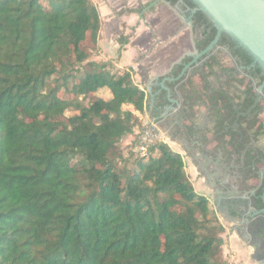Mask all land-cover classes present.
Segmentation results:
<instances>
[{"label": "trees", "instance_id": "trees-1", "mask_svg": "<svg viewBox=\"0 0 264 264\" xmlns=\"http://www.w3.org/2000/svg\"><path fill=\"white\" fill-rule=\"evenodd\" d=\"M166 2L175 8L179 0ZM197 17L203 22L196 27L210 22L201 12ZM102 27L94 0H0V264H224L223 240L213 232L225 229L188 181L180 154L157 140L148 158L134 152L137 171L118 170L121 142L149 124L141 126L124 107L149 110L150 72L141 64L118 69L113 60L84 67L82 44L90 40L99 50ZM201 37L199 52L213 40L206 32ZM119 44L120 57L129 38ZM261 73H251L258 85ZM99 90L111 98L87 103ZM198 90L191 82L179 88L191 110ZM247 94L245 109L252 88ZM207 99L220 133L235 120L233 98L220 92ZM165 103L161 95L151 115L160 117ZM219 141L224 146V135ZM245 163V176L254 178L257 159ZM256 202L263 207L262 197Z\"/></svg>", "mask_w": 264, "mask_h": 264}, {"label": "flooded vegetation", "instance_id": "flooded-vegetation-1", "mask_svg": "<svg viewBox=\"0 0 264 264\" xmlns=\"http://www.w3.org/2000/svg\"><path fill=\"white\" fill-rule=\"evenodd\" d=\"M155 1L143 5V10L138 16L140 17ZM162 3L172 8L166 0L159 4ZM159 4L147 10L140 19H145L146 15ZM174 9L179 10L177 12L180 14L181 20L184 19L182 21L185 26L191 25L189 28L193 33L195 48L205 32L207 35L213 36L212 42L216 39L217 30L212 24L210 25V22L206 23V26L196 27L198 22H203L197 17L199 12L196 11V6L189 7L184 0H179ZM241 51L242 49L236 43L227 35L222 34L215 48L198 63L193 64L185 73L186 77L176 84L178 87L175 93L169 91L162 94L166 103L160 107V110L158 109L161 111L162 119L157 124L164 131L167 140L179 146V150L182 152L179 154L183 158H189L197 178L202 180L204 187L210 192L209 196L204 194L201 196L208 200L225 232L229 226L230 233H236L239 241L244 244L248 252L252 253L249 256L250 259L260 261L262 264L264 241L262 242L261 239L264 240V236L258 237L255 230L259 221L264 225V194L261 196L263 207L257 206L256 202L261 198L258 193L264 185V91L263 98L258 103H256V94L257 89L264 83V74L253 60L247 62L246 58L240 54ZM235 52H239L236 54V58L233 56ZM191 63L193 61L185 65L182 72ZM194 68V78L199 76L201 79V76H206L207 80V77L214 75L217 78V83L212 87L209 86L207 91L205 86L209 84L206 80L202 81L201 79L203 87L195 84L193 76L189 74ZM258 68L262 72L261 80H259L261 81L260 85H258L257 79L251 75ZM189 82L199 88L198 97H200L192 110L187 108L189 105L191 106V102L186 101L179 91L181 86ZM250 88H252L250 97L253 102L249 108L245 109L243 105L248 98L247 92ZM220 92H226L233 98L235 120L232 123L225 122V129L217 133L216 122L218 119L214 116L207 97ZM204 94L206 97H203ZM201 105L205 106L207 110L202 114L198 111V107ZM192 113L194 120L190 119ZM173 114L174 117H172ZM177 114L179 115V124H177ZM243 120L245 122L241 123ZM253 121H257L256 126L250 129L248 122ZM234 134L239 137L234 139ZM221 135H224V146L219 141ZM241 144L244 147L242 152L239 150ZM250 157L256 158L258 161L252 167L255 171V177L252 179L245 176L249 170V166H245V161ZM240 207L247 208L248 215L256 214V216L250 219L248 215L240 216L238 214V211L241 212Z\"/></svg>", "mask_w": 264, "mask_h": 264}, {"label": "crops", "instance_id": "crops-1", "mask_svg": "<svg viewBox=\"0 0 264 264\" xmlns=\"http://www.w3.org/2000/svg\"><path fill=\"white\" fill-rule=\"evenodd\" d=\"M95 1L99 7L103 21L101 31L102 37L99 41V47L102 48L103 54L99 60L107 61L109 58H115L120 49L118 40L122 36L131 35L129 44L123 48L121 59L116 66L118 69L133 68L135 70L138 69L139 64L145 68L147 67L146 69L150 72V81L144 89L147 95L149 110H147L144 116L150 123L159 122V120L162 119L161 116L153 117L151 115L156 109V104L159 105V98L163 93H168L167 89L175 93L178 87L176 84L183 77H186V74L182 76V72L180 74L177 73L178 68H183L189 62H192L193 57L199 52L194 47L192 30L184 25L180 14L175 9L163 3L159 4L152 12L148 13L143 20L140 19L138 14H120L123 10L136 9L140 4L146 5L154 0ZM108 54H111L113 57H107L109 56ZM139 56H143L144 59L142 62L137 63ZM193 70H195V68L191 69L189 72V74L193 76L190 75L193 78V82L202 86L200 77L197 76L194 78L195 72ZM135 79L137 83H140L141 80L139 76H136ZM206 81L209 84L207 86L212 87L217 83V78L211 75V77H207ZM160 107L161 105L158 106L159 110ZM128 109L131 110L136 117L143 118L139 112L133 111L131 108ZM198 111L202 114L207 110L205 106L201 105L198 107ZM172 117H174V114ZM170 120L173 121L171 118ZM130 137L134 140L135 136L132 135ZM171 144L179 148L176 143L171 142ZM186 159L192 166L189 158ZM191 168L194 172V175L193 173H191V175L194 177V180H198L201 194L209 196V190L204 187L202 180L197 178L193 166ZM227 228L229 229L230 227L227 226ZM228 229L226 233L229 236L228 238L233 249L235 251H239L238 249H244L246 251L245 255L242 254V256H239V261L243 263L245 257L247 261H245L246 264H261L260 261H253L250 259L249 256L252 255V253L247 251L244 244L239 241L236 233H230Z\"/></svg>", "mask_w": 264, "mask_h": 264}, {"label": "water", "instance_id": "water-1", "mask_svg": "<svg viewBox=\"0 0 264 264\" xmlns=\"http://www.w3.org/2000/svg\"><path fill=\"white\" fill-rule=\"evenodd\" d=\"M190 1H192L197 7L196 11L207 16L213 27L217 30V37L205 51L198 52V54L193 57V63L184 69L182 76H184V74L191 68V66H193V64L198 63L201 58L205 57L215 48L222 34L227 35L234 43L244 50L264 74V0ZM160 2H164V0H156L147 8V10L156 6ZM147 10H145L140 15V18H142ZM182 20L184 19L182 18ZM186 26L189 28L191 25L187 24ZM228 55L231 60H233L232 56L230 54ZM167 91L169 92L168 89ZM263 91L264 83L259 89H257L256 103H258L263 98ZM170 102L172 103V100H170ZM177 124H179L178 114ZM240 209L241 212L238 211L240 216L248 215L247 208L240 207ZM248 216L250 219L254 218L256 214H251ZM255 231L258 237L264 236V225L260 221L258 224H256ZM261 241L263 242L264 240L261 239ZM262 261V264H264V258Z\"/></svg>", "mask_w": 264, "mask_h": 264}, {"label": "rangeland", "instance_id": "rangeland-1", "mask_svg": "<svg viewBox=\"0 0 264 264\" xmlns=\"http://www.w3.org/2000/svg\"><path fill=\"white\" fill-rule=\"evenodd\" d=\"M94 2L96 3L95 0H94ZM172 9H174V8H172ZM176 11H179V10H176ZM125 37H128L130 39L131 35H128V36H125ZM100 40H101V38H100ZM82 48L87 52V61L84 64V67H86L85 65L88 64V62H91V61H99L100 62L99 59L101 58V56L103 54L102 48L99 47L100 49L97 50V46H95V44H93L90 40H88L87 42L83 43L82 44ZM108 55L109 56H107V57L111 56V54H108ZM111 57H113V56H111ZM120 59H121V56L119 57V50H118L117 56H115V58L114 57L113 58H109L108 60H113L115 64H118ZM138 84H141V81ZM109 98H111V94H110V92L108 90H99L95 94L90 95V97L87 100V103H88L89 100H95V99H105L106 100V99H109ZM128 108H131L133 111H135L133 106L132 107H127V106L124 107L125 110H129ZM146 112H147V109H146ZM145 113L144 114L140 113L143 116V118H138L140 120V122H141V126H143L144 124L150 123L149 121L146 120V117L144 116ZM72 115H73L72 112H67L65 116H66V118H68V117H70ZM165 140H166L165 142L168 145V147L173 152L179 154V152H180V150H178L179 148L176 147V146H173L171 144V142H169V140H167V139H165ZM120 148H121V150L123 152L124 158H123L122 161H118V160L116 161V164L118 166V170L120 172H122L124 175L132 174L133 172L138 170V167H137V163L138 162H137V157L135 155L136 146H135V142H134L133 138L130 137V136L126 137L121 142ZM156 156H157V154H156ZM183 159H184V162H186V164H185V172H186L188 181L192 184L196 194L202 195L201 191H200V186L198 184V180H194V177H192V175H191V173H193V175H194L193 169L191 168L192 166L190 165V163L187 161L186 158H183ZM213 234L218 235V237L222 238V240H223V246L221 248V258L224 261V264H246L245 263V261H246L245 257H244V262L243 263L239 261V256H242V254L245 255L246 251L244 249H238L240 252L237 251V250L235 251L233 249V247H232L231 242L229 241V238H228L229 236L227 235L225 230L222 231V232H215L214 231Z\"/></svg>", "mask_w": 264, "mask_h": 264}, {"label": "built area", "instance_id": "built-area-1", "mask_svg": "<svg viewBox=\"0 0 264 264\" xmlns=\"http://www.w3.org/2000/svg\"><path fill=\"white\" fill-rule=\"evenodd\" d=\"M167 139L165 133L160 129L157 123H149L147 128L137 132L135 136L136 153L142 158L149 157V146L157 140L165 142ZM166 143V142H165Z\"/></svg>", "mask_w": 264, "mask_h": 264}]
</instances>
